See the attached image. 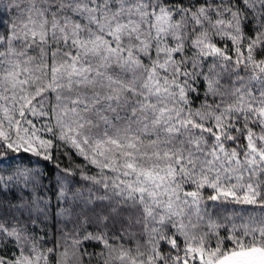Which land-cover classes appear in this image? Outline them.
Wrapping results in <instances>:
<instances>
[{"label":"snow or ice","instance_id":"6c2138e0","mask_svg":"<svg viewBox=\"0 0 264 264\" xmlns=\"http://www.w3.org/2000/svg\"><path fill=\"white\" fill-rule=\"evenodd\" d=\"M0 264H264V0H0Z\"/></svg>","mask_w":264,"mask_h":264}]
</instances>
